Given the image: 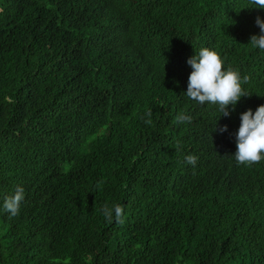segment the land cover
Listing matches in <instances>:
<instances>
[{"label":"trees","instance_id":"1","mask_svg":"<svg viewBox=\"0 0 264 264\" xmlns=\"http://www.w3.org/2000/svg\"><path fill=\"white\" fill-rule=\"evenodd\" d=\"M252 8L0 0V264H264V161L233 156L240 115L264 105ZM204 47L251 78L229 117L185 94Z\"/></svg>","mask_w":264,"mask_h":264},{"label":"clouds","instance_id":"2","mask_svg":"<svg viewBox=\"0 0 264 264\" xmlns=\"http://www.w3.org/2000/svg\"><path fill=\"white\" fill-rule=\"evenodd\" d=\"M253 6L252 9L264 10V0H249ZM256 26L260 29L259 35H252L247 45L264 51V20L257 16L255 20ZM84 43L81 44V52L83 53ZM62 49L58 45V50ZM87 56V55H86ZM85 61V60H84ZM192 71L188 77L187 92L188 98L204 105L206 103L218 105L222 116L229 117L231 111H235V107L242 97H250L248 91L243 87L244 84L250 82V76L241 74L238 69H234L229 65L225 69V60L221 54L214 49L204 47L200 49L198 54L187 61ZM151 117V111L147 113ZM178 122H191L190 116L180 114L177 116ZM151 124V119L145 121ZM228 131L227 125L219 129L220 133ZM236 142V152L233 155L238 165L251 167L264 161V105L257 107L253 113L252 109H248L240 115V126L234 134ZM177 144V148H179ZM198 157L195 155L185 156V161L193 166L196 165ZM102 181L98 182L97 187H101ZM25 199V191L22 186H18L11 196L4 199L3 208L6 212L15 216L19 212L21 202ZM104 217L109 223L113 221V213L115 221L119 224L124 223V208L120 204L109 207L105 204L101 209Z\"/></svg>","mask_w":264,"mask_h":264}]
</instances>
